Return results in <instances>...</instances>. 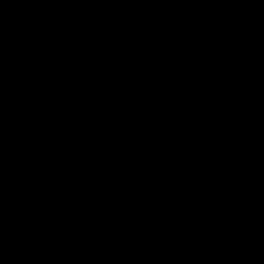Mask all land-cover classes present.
Instances as JSON below:
<instances>
[{"label":"water","instance_id":"1","mask_svg":"<svg viewBox=\"0 0 264 264\" xmlns=\"http://www.w3.org/2000/svg\"><path fill=\"white\" fill-rule=\"evenodd\" d=\"M264 234V0H0V264H250Z\"/></svg>","mask_w":264,"mask_h":264}]
</instances>
